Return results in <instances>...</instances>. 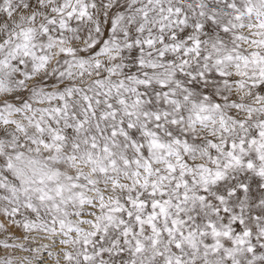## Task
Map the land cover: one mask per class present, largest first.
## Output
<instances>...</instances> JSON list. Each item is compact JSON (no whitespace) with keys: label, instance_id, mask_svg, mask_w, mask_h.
Returning a JSON list of instances; mask_svg holds the SVG:
<instances>
[{"label":"snow or ice","instance_id":"1","mask_svg":"<svg viewBox=\"0 0 264 264\" xmlns=\"http://www.w3.org/2000/svg\"><path fill=\"white\" fill-rule=\"evenodd\" d=\"M0 264H264V0H0Z\"/></svg>","mask_w":264,"mask_h":264}]
</instances>
